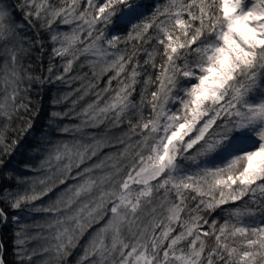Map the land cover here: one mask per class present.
<instances>
[{
	"label": "snow or ice",
	"instance_id": "snow-or-ice-1",
	"mask_svg": "<svg viewBox=\"0 0 264 264\" xmlns=\"http://www.w3.org/2000/svg\"><path fill=\"white\" fill-rule=\"evenodd\" d=\"M77 80L38 126L34 89ZM10 224L13 264H264V0H0Z\"/></svg>",
	"mask_w": 264,
	"mask_h": 264
},
{
	"label": "trees",
	"instance_id": "trees-1",
	"mask_svg": "<svg viewBox=\"0 0 264 264\" xmlns=\"http://www.w3.org/2000/svg\"><path fill=\"white\" fill-rule=\"evenodd\" d=\"M14 2V0H13ZM52 2L55 5H59L60 4V0H52ZM158 2L163 3L164 0H158ZM64 28H70V26H62ZM30 35H34V31L29 33ZM46 38V34H42L41 35V39H45ZM121 47H124L123 45H121ZM30 64H31V71L34 74L37 75H47V68L49 66V56L47 54V48L46 51L43 55V58L41 60L40 58V53L39 50L37 48L36 51L33 52L30 60H29ZM57 70H61L59 68V63H57ZM85 72H89V69L87 67L81 69L79 67V65L74 66V71L71 75H83ZM107 77H104L103 80L101 81V87L103 86V84L106 82ZM115 84V82H113ZM79 85V81H74L71 84V87H69L67 84L64 83H60V82H56L54 84H46L44 85L43 89H40L39 87H37L36 89H34L32 95L33 97H35V99L33 100V104L36 105L37 108L40 109V116L39 119L37 121V125H43L48 121V116L50 111L53 109V107L56 108V110H64L67 107H70V105H66L64 103H60L57 105H53L52 101L67 94L68 92L71 91L72 88H75ZM139 87V86H138ZM88 99H91V97H89ZM137 99H139V97L137 96ZM84 102H81V105ZM74 121H70V120H65L62 123H73ZM90 131H95V130H90ZM30 175V174H29ZM7 181H4V184H7ZM47 202V197L44 198V203ZM42 202L41 201H37L36 204L40 205ZM234 207L233 205H228L226 206V208H232ZM227 215V212H217L216 213V218L222 223L223 220L225 219ZM19 216L21 217L20 220V224L22 225H26L25 230L31 234H35L38 230L37 228V222L40 220L45 219V214L43 213H36L33 211H30L29 209H25L23 211H21L19 213ZM14 227V225H9L8 227H4V228H0V242H3L6 246L7 252L5 254V259L9 262V264H13V254H12V238H13V232H12V228ZM29 248H37L38 249V244L36 239L30 240L29 241ZM36 261V264H47L48 261V257H36L34 258ZM69 261H73L74 264V256L72 257H68ZM52 264H54V262H52Z\"/></svg>",
	"mask_w": 264,
	"mask_h": 264
},
{
	"label": "rangeland",
	"instance_id": "rangeland-1",
	"mask_svg": "<svg viewBox=\"0 0 264 264\" xmlns=\"http://www.w3.org/2000/svg\"><path fill=\"white\" fill-rule=\"evenodd\" d=\"M44 217H45V219L40 220V221L37 222L36 225H37L38 230H37L36 233H38V232H43L44 234L47 233V227H46V225H47V222L48 221H47L46 215ZM36 241H37L38 246L43 243V240H41L39 238H37Z\"/></svg>",
	"mask_w": 264,
	"mask_h": 264
}]
</instances>
